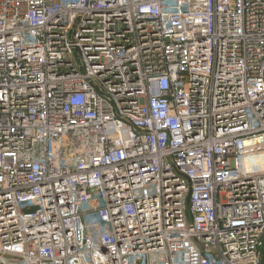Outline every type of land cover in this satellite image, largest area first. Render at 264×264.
I'll return each mask as SVG.
<instances>
[{"label":"built area","instance_id":"1","mask_svg":"<svg viewBox=\"0 0 264 264\" xmlns=\"http://www.w3.org/2000/svg\"><path fill=\"white\" fill-rule=\"evenodd\" d=\"M264 0H0V264H262Z\"/></svg>","mask_w":264,"mask_h":264},{"label":"trees","instance_id":"2","mask_svg":"<svg viewBox=\"0 0 264 264\" xmlns=\"http://www.w3.org/2000/svg\"><path fill=\"white\" fill-rule=\"evenodd\" d=\"M261 259V263L264 264V249L262 250Z\"/></svg>","mask_w":264,"mask_h":264},{"label":"rangeland","instance_id":"3","mask_svg":"<svg viewBox=\"0 0 264 264\" xmlns=\"http://www.w3.org/2000/svg\"><path fill=\"white\" fill-rule=\"evenodd\" d=\"M1 257V256H0Z\"/></svg>","mask_w":264,"mask_h":264}]
</instances>
